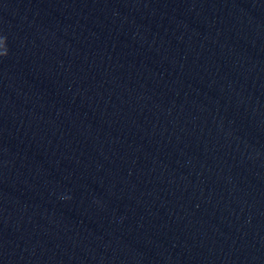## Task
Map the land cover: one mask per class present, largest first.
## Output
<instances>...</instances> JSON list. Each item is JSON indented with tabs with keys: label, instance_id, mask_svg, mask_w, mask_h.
Wrapping results in <instances>:
<instances>
[{
	"label": "clouds",
	"instance_id": "9594fccd",
	"mask_svg": "<svg viewBox=\"0 0 264 264\" xmlns=\"http://www.w3.org/2000/svg\"><path fill=\"white\" fill-rule=\"evenodd\" d=\"M8 54L7 37L5 35H0V58L7 57Z\"/></svg>",
	"mask_w": 264,
	"mask_h": 264
}]
</instances>
